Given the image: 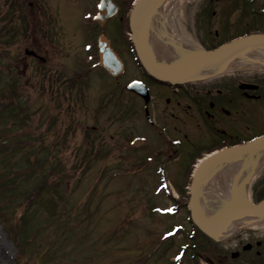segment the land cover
<instances>
[{"label": "rangeland", "instance_id": "rangeland-1", "mask_svg": "<svg viewBox=\"0 0 264 264\" xmlns=\"http://www.w3.org/2000/svg\"><path fill=\"white\" fill-rule=\"evenodd\" d=\"M197 1L190 0L179 18L185 31L198 43L201 37L206 38V29L219 30L220 39L243 33L248 21L264 13V0L248 4L247 16L241 15L246 0H220L213 3L210 11H217L213 18L216 22L210 20L209 25L197 28L193 15ZM5 2L0 0V129L8 127L11 136L7 140L22 144L13 153L15 157L29 155L31 160L36 156L46 160L47 169L54 171L56 185L29 211L35 228L49 222L34 232L25 255L18 253L0 220V264H43L42 253L47 257L45 264H201L200 257L190 250L176 253L185 240L181 229L175 239L166 235L174 223L188 230L190 223L186 207L172 215L162 213L171 209L172 201L164 190H158L159 163L141 164L148 148L122 147L129 132L147 135L151 140L152 135L144 119L137 116L138 100L134 104L130 100L132 94L121 89L135 75H142L143 69L130 48L120 42L118 21L112 18L106 32L121 47L119 51L127 64L124 73L112 77L93 67L86 76L79 77L80 57L89 53L83 44L85 32L81 25L76 30L72 25L70 31L67 28L64 31L66 22H63L54 44H45L40 30L42 18L38 15L24 22V16L16 13L15 18L8 19ZM83 7L80 4L78 18L82 17ZM260 17L264 19V14ZM254 22L264 26V21L261 24L258 18ZM226 24H231L228 31ZM26 48L51 57V62L26 54ZM130 139L132 143L136 136ZM172 162L164 167L169 181L178 187L184 179L180 175L184 163ZM174 166L179 175L171 174ZM261 179L264 162L250 183L249 188L253 186L250 196ZM173 192L176 196L180 194L176 188ZM3 210L11 215L16 209L8 206ZM261 233L264 221L217 239H223L231 248L242 238L253 235L256 239ZM199 239L203 241L202 236ZM216 246L210 242L205 245L208 251H218Z\"/></svg>", "mask_w": 264, "mask_h": 264}, {"label": "flooded vegetation", "instance_id": "flooded-vegetation-1", "mask_svg": "<svg viewBox=\"0 0 264 264\" xmlns=\"http://www.w3.org/2000/svg\"><path fill=\"white\" fill-rule=\"evenodd\" d=\"M115 1L119 5L115 17H127V6L133 0ZM99 2L100 0H6L5 3L14 15L21 13L30 21L38 15L42 18L40 30L42 29L45 44H54L63 22H66L64 31L65 28L70 31L72 25L76 30L80 24L85 32V47L89 51L84 58L89 64L95 56L92 34L96 30L94 17ZM203 2L198 0L196 3L200 24L203 18L201 13L206 12ZM80 4L84 7L82 17L78 18ZM216 13L213 11L214 15ZM196 23L194 20V26ZM108 24L109 20L103 28L106 29ZM199 31L203 34L200 29ZM218 36L220 33L216 30L214 35L200 39L204 42L207 39L216 41ZM46 49L48 50V46ZM42 61L50 63L51 57L44 55ZM139 79L149 86L151 94L148 103L137 95L144 123L157 146V155L165 160H192L207 151L245 142L264 132V71L216 74L181 85H169L146 76ZM258 188L264 193V179ZM248 238L234 244L236 247L231 250L222 241L226 249L219 248L208 264H264V233L253 241ZM246 244H250V248L247 249ZM236 252L238 255L234 257L233 253Z\"/></svg>", "mask_w": 264, "mask_h": 264}, {"label": "bare ground", "instance_id": "bare-ground-1", "mask_svg": "<svg viewBox=\"0 0 264 264\" xmlns=\"http://www.w3.org/2000/svg\"><path fill=\"white\" fill-rule=\"evenodd\" d=\"M150 1L143 0L137 11L146 7L145 5ZM185 1H159L156 11L139 38L155 64L175 66L200 53L196 40L183 30L181 17L179 18ZM251 63L252 65L264 64V46L252 45L244 50H234L233 53L228 54L226 60L211 64L192 79L221 71L224 68L232 70ZM213 153L207 154V157ZM263 162L264 149L261 148L239 157L224 158L216 162L208 170L198 188L197 201L202 210L210 216H218L236 201L247 199L251 175ZM261 221H264V213L244 214L224 226L225 228H211L210 232L218 237H226L232 231L256 225Z\"/></svg>", "mask_w": 264, "mask_h": 264}, {"label": "water", "instance_id": "water-1", "mask_svg": "<svg viewBox=\"0 0 264 264\" xmlns=\"http://www.w3.org/2000/svg\"><path fill=\"white\" fill-rule=\"evenodd\" d=\"M159 1L162 2L163 0H151L146 7L140 9L132 17L130 24L132 31L131 37L137 56L146 71L157 79L171 83L185 82L200 74L211 64L226 60L228 54L230 52L233 53L234 50H244L252 45L264 46V33H252L224 43L213 50L202 51L175 66L155 64L139 38L143 34L146 25L150 22L152 14L156 11ZM114 11L115 4L111 0H103L101 12L97 16V19L103 22L108 16L112 15ZM99 56L100 65L106 68L112 75H118L123 71L124 65L121 58L111 48L104 35L99 37ZM141 86L142 84L140 82H133L128 88L142 92ZM258 148L264 149V135L244 144L224 148L219 152L213 153V155L209 157L206 156V158L196 166L195 173L192 177L188 205L192 220L207 234L214 235L210 232L211 228H225L224 226H227L241 215L253 214L255 212L264 213V199L257 203L244 199L238 200L228 210L218 216H210L205 213L197 201L198 188L203 182L208 170L216 162L224 158L239 157L247 152H253Z\"/></svg>", "mask_w": 264, "mask_h": 264}, {"label": "trees", "instance_id": "trees-1", "mask_svg": "<svg viewBox=\"0 0 264 264\" xmlns=\"http://www.w3.org/2000/svg\"><path fill=\"white\" fill-rule=\"evenodd\" d=\"M10 132L6 126L0 129V219L20 251H25L39 228H35L32 223L29 211L44 193L54 189L56 181L52 168L47 169L45 165L46 160H40L37 156L31 160L29 155H20L18 158L13 155L21 149L19 147L22 144L7 140L11 136ZM187 184L188 178L181 183L179 198L174 200L178 208L186 206L189 197L185 189ZM8 206H13L15 213L9 215L3 210ZM194 228L201 232L195 225Z\"/></svg>", "mask_w": 264, "mask_h": 264}, {"label": "snow or ice", "instance_id": "snow-or-ice-1", "mask_svg": "<svg viewBox=\"0 0 264 264\" xmlns=\"http://www.w3.org/2000/svg\"><path fill=\"white\" fill-rule=\"evenodd\" d=\"M102 6V5H101ZM175 209H166V211H174ZM179 258V257H178Z\"/></svg>", "mask_w": 264, "mask_h": 264}]
</instances>
